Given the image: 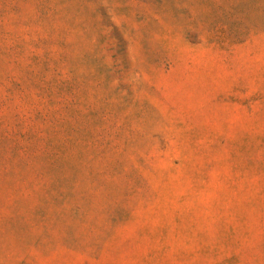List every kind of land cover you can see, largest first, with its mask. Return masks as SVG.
Returning <instances> with one entry per match:
<instances>
[{
	"label": "rangeland",
	"instance_id": "rangeland-1",
	"mask_svg": "<svg viewBox=\"0 0 264 264\" xmlns=\"http://www.w3.org/2000/svg\"><path fill=\"white\" fill-rule=\"evenodd\" d=\"M0 264H264V0H0Z\"/></svg>",
	"mask_w": 264,
	"mask_h": 264
}]
</instances>
